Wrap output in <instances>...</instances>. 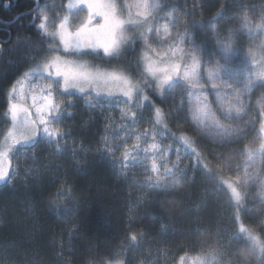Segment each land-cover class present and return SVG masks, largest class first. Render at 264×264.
<instances>
[{"label":"trees","instance_id":"16d2710c","mask_svg":"<svg viewBox=\"0 0 264 264\" xmlns=\"http://www.w3.org/2000/svg\"><path fill=\"white\" fill-rule=\"evenodd\" d=\"M36 3L0 0V140L8 124L10 87L42 61L22 41L27 38L36 48L52 43L33 26L29 11ZM175 5L205 52L214 48L217 32L230 29L245 40H264V0H177ZM164 11L158 7L136 28L126 48L131 49L125 61L131 73L138 69L132 53L143 49L139 32ZM146 83L147 100L140 109L124 97L110 104L65 95L72 115L56 127L70 129L71 135L57 138L58 146L42 138L17 150L9 177L0 182V264H264V248L240 230L241 221L253 225L246 218L247 203L234 201L226 181L230 173L215 159L243 153L247 135L205 139L182 122L181 112L175 114L170 92ZM119 106L132 112L122 118ZM147 120L166 134L162 144L181 153L170 155L175 172L164 178H156L149 158L134 155L120 163L136 132L143 129L152 140ZM246 158L244 153V159L231 163ZM260 224L256 231L264 241V221Z\"/></svg>","mask_w":264,"mask_h":264},{"label":"rangeland","instance_id":"374dc122","mask_svg":"<svg viewBox=\"0 0 264 264\" xmlns=\"http://www.w3.org/2000/svg\"><path fill=\"white\" fill-rule=\"evenodd\" d=\"M117 2L115 0L118 12L126 18L129 5L133 6L132 12L135 15V5L144 3L145 0H117ZM176 2L177 0H147L151 6L149 9L151 14L147 19L139 18L140 23L146 22L158 7L165 8V11L155 23L149 27H142L139 32L140 36L141 33L146 34L148 43L145 44L142 41L143 49L140 55L139 49L132 53V57H137L138 69L135 66L134 73H131L125 65L131 50L126 48L132 40L122 47L121 52L115 58H97L94 55H86L82 57V60L100 70L121 72L138 85V89L133 92L130 99L137 109L141 108L144 100H147V96L142 95L145 91L142 92V87L144 83L149 82V85L152 83L153 89L161 93L163 91H167V94L171 93L175 114L181 112L182 122L188 126L192 125L205 139L221 142L247 135L246 143L242 148L243 153L238 156L233 154L232 160L228 161L222 160L218 154L214 158L226 172L230 173L226 181L230 186L234 201L238 204L243 201L247 203L246 218L253 225L250 226L241 221L240 230L259 244L260 248H264V241L260 239L256 231L262 220L264 221V116H262L264 113V40H245L236 31L230 29L226 33L217 32L214 48L205 52L206 47L203 46L204 49H202L195 35L189 32L185 24H182L186 18L182 17L175 5ZM70 4L71 8H69ZM41 8H46L49 17L54 20L57 16H68V28L71 31H74L75 26L86 16L79 0H56L50 5L41 4ZM55 22L59 24L60 21L55 20ZM46 27L52 30L47 23ZM136 28H139V24L135 27L126 26V35L133 38ZM179 28H181L178 31L179 35L174 34V30ZM165 29H167V34ZM141 37L144 40L145 37ZM173 52L179 54L173 56ZM69 59H75V57H69ZM42 62L43 60L29 68V71ZM149 62H156L160 67L178 62L180 76L158 88L156 78L146 70ZM185 72L190 73L188 80L182 78ZM177 80L184 84L176 86L173 82ZM41 82L35 78L25 81L23 103L26 106L31 107L33 94H36L39 100L40 93L32 88V84ZM116 97L123 98L119 93L115 94L114 98ZM252 98L255 99L256 110L254 111ZM119 110L122 118L132 112L120 106ZM31 111L35 119V108H31ZM6 112L8 124L1 136L0 150H3L6 143L5 138L8 137L9 132L13 131L10 114L7 110ZM146 125L150 129L148 133L152 140L147 139L144 136V130L141 129L136 132L132 142L125 146L124 151L128 150L131 156L149 158L151 168L153 164L157 166L154 171L156 178L158 176L164 178L167 174L171 175L175 172L176 162L169 161L170 155L175 153L181 155V153L172 145L166 146L161 143L166 140V134L163 131L150 125L148 120ZM52 126L56 127V124L53 122ZM7 143L11 141L8 140ZM152 144L158 147L151 149ZM19 148H21L19 144L13 145L7 153L6 162L9 174L13 167V156ZM244 153L247 158L243 162L231 163L240 157L244 159ZM242 189L249 193L247 199Z\"/></svg>","mask_w":264,"mask_h":264},{"label":"snow or ice","instance_id":"6c2138e0","mask_svg":"<svg viewBox=\"0 0 264 264\" xmlns=\"http://www.w3.org/2000/svg\"><path fill=\"white\" fill-rule=\"evenodd\" d=\"M79 3L86 16L75 26L74 31L68 28V16H57L55 20L60 22L56 24L55 20L49 17L47 9L41 8L39 3H36V7L29 13L33 15V26L52 43L36 48L27 38L22 41L25 47L34 49L37 57L42 56L43 62L31 71L24 72L10 87L7 111L10 114L13 131L9 132L3 150H0V182H6V178L9 177L6 157L13 145L32 146L44 138L58 146L60 141L57 138L63 139L71 135L70 129L60 130L52 126L53 122L59 124L64 117L72 115L67 112V108L72 106L71 99L65 100V95L69 98L80 95L88 99L107 100L111 104L118 102V98L110 99L116 93L130 100L133 92L138 89V85L123 73L97 69L84 62L82 57L94 55L97 58H115L122 47L132 40L126 35V26L135 27L140 23L139 18L147 19L151 14L149 11L151 6L147 0L135 5V15L132 12L133 6L129 5L126 18L118 12L115 0H79ZM71 7L70 4L69 8ZM46 23L52 30L46 27ZM165 33L167 34V29ZM141 36L145 37L144 43L147 44L146 34L141 33ZM177 54L179 53L173 52L172 55ZM33 62H36L35 57ZM146 70L156 78L158 88L180 76L178 62L168 63L164 67L158 66L156 62H149ZM31 78L42 82L32 84V88L38 90L40 96L38 100L37 95L33 94L32 105L29 107L23 103L24 85L25 81ZM182 78L188 80L190 73L185 72ZM31 108H35V119ZM156 120L157 122L162 120L158 108ZM8 140L11 143H7ZM157 147L156 144L150 145L151 149ZM118 150L119 147L116 151ZM108 154L115 157V151L109 149ZM130 156L131 153L125 150L120 163L126 164ZM156 168L157 166L153 164L152 170L155 171Z\"/></svg>","mask_w":264,"mask_h":264},{"label":"water","instance_id":"95a60500","mask_svg":"<svg viewBox=\"0 0 264 264\" xmlns=\"http://www.w3.org/2000/svg\"><path fill=\"white\" fill-rule=\"evenodd\" d=\"M37 3H39V5H40V0H37ZM35 7H36V6H35ZM35 7H34V8H35ZM34 8H33V9H34ZM33 9H32V10H33ZM32 10L29 11V13L32 12Z\"/></svg>","mask_w":264,"mask_h":264},{"label":"flooded vegetation","instance_id":"af4514ba","mask_svg":"<svg viewBox=\"0 0 264 264\" xmlns=\"http://www.w3.org/2000/svg\"><path fill=\"white\" fill-rule=\"evenodd\" d=\"M45 5V4H44Z\"/></svg>","mask_w":264,"mask_h":264}]
</instances>
